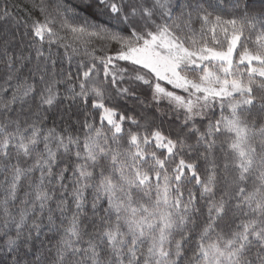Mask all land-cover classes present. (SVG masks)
I'll return each instance as SVG.
<instances>
[{"label":"snow or ice","instance_id":"snow-or-ice-1","mask_svg":"<svg viewBox=\"0 0 264 264\" xmlns=\"http://www.w3.org/2000/svg\"><path fill=\"white\" fill-rule=\"evenodd\" d=\"M0 264H264V0H4Z\"/></svg>","mask_w":264,"mask_h":264},{"label":"trees","instance_id":"trees-1","mask_svg":"<svg viewBox=\"0 0 264 264\" xmlns=\"http://www.w3.org/2000/svg\"><path fill=\"white\" fill-rule=\"evenodd\" d=\"M4 2V0H0V4H2ZM36 3H39L40 0H35ZM8 3L9 4H20L21 6H23L24 4H28V5H31L33 3V0H8ZM42 19V17H39ZM255 38L253 37V40ZM97 120V123H99V118L97 117L96 118ZM163 131L165 132V134H167L168 132V129L167 127L165 126V128L163 129ZM178 162V161H177ZM23 191V190H22ZM22 194V193H21Z\"/></svg>","mask_w":264,"mask_h":264}]
</instances>
